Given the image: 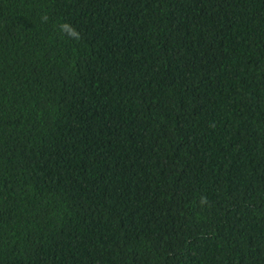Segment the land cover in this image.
Returning <instances> with one entry per match:
<instances>
[{"label": "trees", "instance_id": "16d2710c", "mask_svg": "<svg viewBox=\"0 0 264 264\" xmlns=\"http://www.w3.org/2000/svg\"><path fill=\"white\" fill-rule=\"evenodd\" d=\"M0 264H264V0H0Z\"/></svg>", "mask_w": 264, "mask_h": 264}]
</instances>
